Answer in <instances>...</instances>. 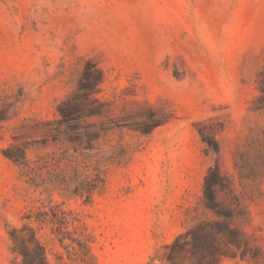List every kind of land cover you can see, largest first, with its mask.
I'll return each mask as SVG.
<instances>
[{
    "label": "rangeland",
    "instance_id": "1",
    "mask_svg": "<svg viewBox=\"0 0 264 264\" xmlns=\"http://www.w3.org/2000/svg\"><path fill=\"white\" fill-rule=\"evenodd\" d=\"M32 229L54 264H210L170 247L207 232L264 264V0H0V264Z\"/></svg>",
    "mask_w": 264,
    "mask_h": 264
},
{
    "label": "trees",
    "instance_id": "2",
    "mask_svg": "<svg viewBox=\"0 0 264 264\" xmlns=\"http://www.w3.org/2000/svg\"><path fill=\"white\" fill-rule=\"evenodd\" d=\"M72 112L62 111L63 120H70ZM200 133L202 135V139L208 143L209 148L218 151L219 144L217 139L211 134L210 131H207L203 128H200ZM221 175L218 172L216 167H210L206 177H205V184H204V201L206 207L215 211L217 214H226L222 213L219 210V201L217 197L218 187L221 184ZM16 230V229H15ZM232 233H235L234 229H231ZM186 234H180L178 238L170 245L171 249L174 250L175 253L181 252L187 248L189 243L193 244L195 248L199 250L201 255L205 250L209 254H211L210 264H220L215 259V253L217 250L216 245V233H204V234H197L193 240L190 241H183L181 239L185 237ZM12 238L14 241L19 239L15 233H12ZM29 240L33 243L32 247L27 245H21L19 249V254L22 256V260L19 264H54L48 256V247L42 241V239L38 236L37 231L32 229V234ZM61 243L67 248L68 252L71 253H78V247L75 245L77 239L71 238V242L65 243L64 239H60ZM85 264H91L85 257H81ZM198 264H201V259L199 258Z\"/></svg>",
    "mask_w": 264,
    "mask_h": 264
}]
</instances>
